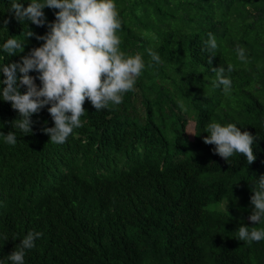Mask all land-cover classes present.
Returning a JSON list of instances; mask_svg holds the SVG:
<instances>
[{
    "label": "trees",
    "instance_id": "16d2710c",
    "mask_svg": "<svg viewBox=\"0 0 264 264\" xmlns=\"http://www.w3.org/2000/svg\"><path fill=\"white\" fill-rule=\"evenodd\" d=\"M31 2L0 0V68L22 63L56 21L59 9L46 7L44 26L20 23L12 4ZM114 3L120 50L141 55L145 68L120 105L97 111L86 100L82 127L63 144L43 131L55 127L50 104L32 115L31 133L14 128L21 116L2 99L0 71V264H13L8 256L29 232L43 235L24 264H264V239H238L241 226L264 230V220L249 219L264 176V0ZM13 38L25 47L9 56L3 46ZM219 67L232 80L228 94L214 86ZM29 75L42 87L40 73ZM213 122L256 137L255 162L241 153L226 160L206 144Z\"/></svg>",
    "mask_w": 264,
    "mask_h": 264
},
{
    "label": "clouds",
    "instance_id": "9594fccd",
    "mask_svg": "<svg viewBox=\"0 0 264 264\" xmlns=\"http://www.w3.org/2000/svg\"><path fill=\"white\" fill-rule=\"evenodd\" d=\"M46 7L59 9L56 21L49 25L47 35L37 39L45 41L42 46L32 49L22 57V63L5 64L0 71L6 79L2 81L6 87L2 90V99L11 102L13 109L18 110L21 118L13 122L14 128L24 133L32 132L33 114L40 112L45 106L52 116L55 127H46L45 133L50 141L63 144L74 128L82 127L81 117L86 111L84 104L89 100L98 111L108 108L109 104L120 105L123 94L134 89L137 77L145 68L141 55L126 57L120 50V38L116 34L121 28V20L114 0H32L25 8L21 3H13L11 11L22 23L27 20L37 26H44L47 18L43 9ZM7 23V21H5ZM34 35L29 32L28 37ZM206 48L209 53L208 64H212L217 49L216 39L209 33ZM25 43L9 39L4 44V51L9 56L23 52ZM23 49V51H20ZM152 60L160 63V56L151 50ZM238 59L246 61L245 50L237 47ZM151 66V65H149ZM22 74L18 78L17 72ZM40 73L42 87L35 83L30 72ZM216 74L215 87L223 86L228 94L232 88V80L224 75L225 68H212ZM231 64L227 72H232ZM27 87L26 93L20 88ZM205 132L208 135L204 142L216 145L215 152L228 160L234 153L243 154L247 162L252 164L257 157L253 154L254 137L250 132L241 131L235 124L221 126L210 123ZM5 142L17 143L15 132L4 135ZM251 203L254 210L249 219L258 224L264 220V176L259 177L253 188ZM41 232H29L8 259L13 264H24L25 251L35 247V240ZM238 239L252 242L264 239V230L241 226Z\"/></svg>",
    "mask_w": 264,
    "mask_h": 264
},
{
    "label": "rangeland",
    "instance_id": "374dc122",
    "mask_svg": "<svg viewBox=\"0 0 264 264\" xmlns=\"http://www.w3.org/2000/svg\"><path fill=\"white\" fill-rule=\"evenodd\" d=\"M190 133H191V131H190Z\"/></svg>",
    "mask_w": 264,
    "mask_h": 264
}]
</instances>
